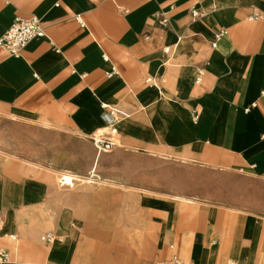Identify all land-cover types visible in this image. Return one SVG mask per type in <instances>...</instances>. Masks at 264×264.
<instances>
[{
	"label": "crops",
	"instance_id": "obj_1",
	"mask_svg": "<svg viewBox=\"0 0 264 264\" xmlns=\"http://www.w3.org/2000/svg\"><path fill=\"white\" fill-rule=\"evenodd\" d=\"M17 18L47 36L0 50L9 263L264 264V0H0V37Z\"/></svg>",
	"mask_w": 264,
	"mask_h": 264
},
{
	"label": "built area",
	"instance_id": "obj_2",
	"mask_svg": "<svg viewBox=\"0 0 264 264\" xmlns=\"http://www.w3.org/2000/svg\"><path fill=\"white\" fill-rule=\"evenodd\" d=\"M201 17V13L198 10L192 11V19L197 20ZM263 19V15L255 14L250 17V20H260ZM79 21V19H78ZM158 25L163 30H167L170 27V19L166 14H160L157 18ZM227 34V31L220 30L214 34L213 40L211 41V46L216 48L219 41ZM45 27L41 20L37 18L30 19H21L17 18L8 31L0 37V50H4L11 57H20L22 52L27 48L29 43L35 39L46 38ZM149 36H146L145 39H149ZM181 40V38H179ZM114 72L108 74V77H112ZM200 81V79H199ZM147 82L153 85L151 79H147ZM103 109L102 120L106 124V128L109 130L108 133L98 131L93 138L94 146L97 150V153L100 155L111 151L115 146L114 137L116 135V125L119 121V115H122L121 112L117 111L114 108L106 104L101 105ZM194 119L197 120L198 116L194 113ZM67 179H70L74 182L80 181V179L73 177L68 173H61L59 175V184L61 187L72 186ZM95 179V178H94ZM91 182L95 180L90 179ZM2 219L0 218V227L2 224ZM57 239L56 235L52 233L46 234L42 241L46 243H53ZM9 261V254L7 251L0 249V264H7Z\"/></svg>",
	"mask_w": 264,
	"mask_h": 264
},
{
	"label": "rangeland",
	"instance_id": "obj_3",
	"mask_svg": "<svg viewBox=\"0 0 264 264\" xmlns=\"http://www.w3.org/2000/svg\"><path fill=\"white\" fill-rule=\"evenodd\" d=\"M101 132H104V133H108L109 132V130H105V131H101ZM114 141H116V135H115V137H114ZM24 165L25 166H27V167H30V168H33V169H37V167H34V166H32V165H30V164H28V163H24ZM40 169H46V168H40ZM54 178H55V183L57 184V186L59 187V185H58V183H59V177L57 176V174L55 173L54 174ZM89 181L90 180H87V179H83L81 182H79V183H84V184H88L89 183ZM75 184H77V183H75ZM74 186H76V185H74ZM246 212H248L249 214L250 213H254V214H256L255 212H257L256 210H248V211H246ZM259 213H262V214H260L261 216H264V210L261 212V211H258ZM231 213H237V211L235 212L234 210H232L231 211ZM264 218V217H263ZM46 235V234H45Z\"/></svg>",
	"mask_w": 264,
	"mask_h": 264
},
{
	"label": "bare ground",
	"instance_id": "obj_4",
	"mask_svg": "<svg viewBox=\"0 0 264 264\" xmlns=\"http://www.w3.org/2000/svg\"><path fill=\"white\" fill-rule=\"evenodd\" d=\"M106 130H108L107 128H106ZM67 181L69 182V183H72V180H70V179H67ZM7 264H12V263H7Z\"/></svg>",
	"mask_w": 264,
	"mask_h": 264
}]
</instances>
